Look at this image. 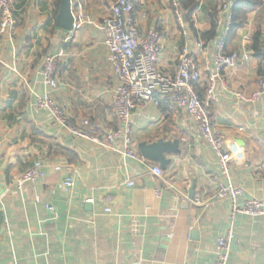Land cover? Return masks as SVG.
<instances>
[{
  "label": "crops",
  "instance_id": "obj_1",
  "mask_svg": "<svg viewBox=\"0 0 264 264\" xmlns=\"http://www.w3.org/2000/svg\"><path fill=\"white\" fill-rule=\"evenodd\" d=\"M14 1L15 27L0 37V264H213L217 239L231 226L228 264H264V217L232 216L231 201L212 200L217 185L229 181L240 191L237 208L251 198L264 202V99L244 103L234 95L257 89L261 63L250 45L257 31L264 33V0L238 12V26L228 31L226 52L248 53L249 59L217 84L211 105L212 123L231 155L228 180L188 115L167 100L138 105L131 120L137 151L142 142H179L180 154L166 155L165 170L139 151L140 159L131 160L120 144L104 145V134L118 127L112 112L117 80L102 27L115 0H72V31L56 27L61 0ZM196 1L183 33L173 0H132L139 31L160 35L159 69L172 77L186 48L201 68L194 88L203 97L223 35L215 23L216 35H210L221 0ZM49 54L58 59L57 88L49 99L75 124L88 120L98 143L74 138L38 107L48 92L41 66ZM36 162L43 164V177L18 189L15 180ZM68 177L73 187L65 190ZM196 195L206 206L192 204Z\"/></svg>",
  "mask_w": 264,
  "mask_h": 264
},
{
  "label": "built area",
  "instance_id": "obj_2",
  "mask_svg": "<svg viewBox=\"0 0 264 264\" xmlns=\"http://www.w3.org/2000/svg\"><path fill=\"white\" fill-rule=\"evenodd\" d=\"M237 0H221L217 9L215 24L223 28V35L218 39L213 53L214 71L208 77V83L203 97L194 88L201 79V68L194 54L183 49L175 64V74L171 77L164 74L158 67L160 54V35L155 29L140 32L133 16L132 0H115L109 13L102 20L105 33L104 44L108 52V62L112 66L117 84L112 91V112L116 117L118 127L109 130L103 136L104 145L108 148L116 144L121 146V154L131 160L140 159L132 137V115L138 105L158 106L161 100L170 102L177 111L185 112L195 125V131L214 154L220 175L228 180L230 175L231 155L223 132L213 123L211 105L216 102V87L223 83L230 70L240 62L249 59L248 53L228 54L225 37L230 31L233 16H225L227 10H232ZM14 0H0V37L9 34L15 27ZM174 18L183 31L184 10L178 0L172 2ZM195 46L202 49L198 41ZM58 59L54 54L44 57L41 66L42 82L47 89L44 99H38V107L50 111L52 120L64 127L76 139L93 143L99 142V132L89 127V121L83 120L75 124L50 99L49 93L57 88ZM257 89L251 95L242 92L234 93L235 97L244 103H254L264 99V61L260 64L257 78ZM264 108V101H263ZM43 164L36 162L20 174L15 185L21 189L24 185L34 184L43 177ZM58 170V168H57ZM132 186V183H129ZM65 190L73 187L72 178L63 181ZM159 196L160 189L155 191ZM239 189L229 181L217 185L212 197L214 201L229 200L232 202V216L245 215L250 219L264 217V202L255 198L248 199L241 208L234 205ZM192 204L198 207L206 206L200 195L192 199ZM52 211L51 207H47ZM109 207L104 209L109 213ZM232 218V217H231ZM235 238L231 226L224 235L217 239L215 261L213 264H228L231 255V243Z\"/></svg>",
  "mask_w": 264,
  "mask_h": 264
},
{
  "label": "water",
  "instance_id": "obj_3",
  "mask_svg": "<svg viewBox=\"0 0 264 264\" xmlns=\"http://www.w3.org/2000/svg\"><path fill=\"white\" fill-rule=\"evenodd\" d=\"M72 0H61L59 6V12L56 18V27L64 31H72L74 26V18L72 15ZM138 151L142 158L156 163L162 170H165L169 165L170 160L166 158V155H178L179 142L174 141H162L159 140L155 143L147 144L142 142L138 144ZM193 192L190 193L192 198Z\"/></svg>",
  "mask_w": 264,
  "mask_h": 264
},
{
  "label": "trees",
  "instance_id": "obj_4",
  "mask_svg": "<svg viewBox=\"0 0 264 264\" xmlns=\"http://www.w3.org/2000/svg\"><path fill=\"white\" fill-rule=\"evenodd\" d=\"M182 9L184 10V19L187 20L189 15L195 10L197 7L196 0H178ZM263 0H237V3L234 5L233 9V23L231 25V29H234L238 26V12H247L255 7L261 6ZM217 10L211 14V23L212 29L210 31V35H216L215 31V17H216ZM236 22V23H235ZM240 25V24H239ZM250 49L252 50L254 56L260 59V63L264 61V33L261 31H257L251 37V45ZM195 87V86H194Z\"/></svg>",
  "mask_w": 264,
  "mask_h": 264
}]
</instances>
